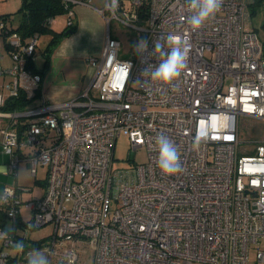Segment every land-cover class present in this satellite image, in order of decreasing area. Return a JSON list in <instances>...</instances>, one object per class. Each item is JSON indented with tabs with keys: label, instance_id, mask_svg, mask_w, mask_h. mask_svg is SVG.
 Returning a JSON list of instances; mask_svg holds the SVG:
<instances>
[{
	"label": "built area",
	"instance_id": "built-area-1",
	"mask_svg": "<svg viewBox=\"0 0 264 264\" xmlns=\"http://www.w3.org/2000/svg\"><path fill=\"white\" fill-rule=\"evenodd\" d=\"M127 1L116 0L122 16L106 7L100 13L141 31L149 51L157 38H187V66L171 85L152 82L142 73L159 61L120 57L119 40L107 32L101 53L86 58L94 70L75 98H39L25 109L0 111L8 119L0 144L9 173L16 175L21 161L33 176L38 165L46 168L42 195L23 199L29 191L23 186H5L0 194L13 224L0 238V264H27L33 249L49 264H79L84 244L92 264H264V249L249 256L250 245L264 239V140L251 155L238 152V116L264 119V41L247 26L250 0H223L215 18L195 31L186 22L188 0ZM66 13L69 25L73 7ZM6 23L0 19V34L13 64L0 67L10 77L1 87L9 97L23 91L35 99L42 77L26 63L37 58L38 36L23 40ZM21 118L27 122L20 128ZM198 132L205 139L196 149ZM160 133L180 150L182 171L175 176L157 166ZM122 134L132 154L145 148L144 163L113 167ZM46 224L53 231L45 244L28 238L27 230ZM16 242L25 245L23 254Z\"/></svg>",
	"mask_w": 264,
	"mask_h": 264
},
{
	"label": "rangeland",
	"instance_id": "rangeland-1",
	"mask_svg": "<svg viewBox=\"0 0 264 264\" xmlns=\"http://www.w3.org/2000/svg\"><path fill=\"white\" fill-rule=\"evenodd\" d=\"M124 5L128 6L129 1L124 0ZM106 5V0H103L101 7L104 8ZM252 7H250L251 11ZM249 10V6H248ZM254 12L249 15V20L247 26L254 29L259 38L264 41V5H258L254 7ZM115 11L117 15L122 16V10L118 8V4L115 6ZM107 15V30L110 32L111 36L117 38L120 42V57H129L134 55L133 45L138 39L143 38L141 31L138 29L127 26L119 20L111 17L110 12H105ZM65 16L62 14L56 15L49 22V27L55 31H60L63 29ZM49 34H41L38 37V44L36 49V64L40 67L42 62L41 52L47 46L49 40ZM94 56V54H88L87 57ZM85 58V60H86ZM84 60V61H85ZM86 62V61H85ZM90 67V66H89ZM92 68V67H90ZM94 70V69H93ZM1 82V77H0ZM238 130H239V144L238 152L241 155H251L254 153V149L257 144L264 140V119H259L255 117H250L247 115L238 116ZM6 154V153H5ZM8 157V154L4 155ZM2 158L0 153V194L2 193L5 186H23L30 187L31 190L23 192V199H29L34 195L41 192L38 180L44 177L45 167L38 165L37 174L33 176L26 161H21L19 167L16 171V176L13 174H7V159ZM9 158V157H8ZM9 160V159H8ZM146 161V150L143 147L137 148L133 154L130 147L129 139L126 135L122 134L117 137L114 144V161L113 167L125 168L130 166H135ZM21 214L23 218H28L29 212L24 208H21ZM13 228V224L10 219H8L2 212H0V234L9 233ZM20 231V230H18ZM53 231V226L51 224H46L39 228H34L27 230L28 238L33 240H42V243H46ZM1 238V237H0ZM26 246L28 249H32L30 242L26 241ZM259 247L264 249V239H260L258 244L250 245L249 256L250 259L255 258L256 248ZM92 250L88 244L81 245L78 248V263L79 264H92L91 260ZM194 264H209L203 262H195Z\"/></svg>",
	"mask_w": 264,
	"mask_h": 264
},
{
	"label": "crops",
	"instance_id": "crops-1",
	"mask_svg": "<svg viewBox=\"0 0 264 264\" xmlns=\"http://www.w3.org/2000/svg\"><path fill=\"white\" fill-rule=\"evenodd\" d=\"M102 2L103 0H90V4H76L73 6L77 30L63 38L55 47L51 56L50 67L42 79L41 94L28 107L35 105L39 98L47 103H57L73 99L86 86L93 73V68L89 67L87 62H85V58L88 54L98 56L103 48L107 32L110 34L107 30V15L106 13H100V10L103 9L101 7ZM20 5L21 0H0V16L11 14L13 20L12 22H8L11 26L16 25L17 11ZM62 15L65 16L64 23L62 24L64 29L67 26L68 18L67 13H62ZM12 64V58L6 47L5 39L0 34V67L8 68ZM0 77V95L6 100L9 96H7V91L1 85L8 81L10 77L2 74H0ZM7 121L6 117L0 116V126H4ZM0 153L2 154V158H4L6 154L2 150L1 144ZM8 157H5L7 162H9ZM26 164L28 165V163ZM6 166L5 172L11 174L8 170V163ZM45 176L46 168L44 177L38 180L41 192L37 195H42L44 192ZM27 188L29 191L31 190L30 187Z\"/></svg>",
	"mask_w": 264,
	"mask_h": 264
},
{
	"label": "clouds",
	"instance_id": "clouds-1",
	"mask_svg": "<svg viewBox=\"0 0 264 264\" xmlns=\"http://www.w3.org/2000/svg\"><path fill=\"white\" fill-rule=\"evenodd\" d=\"M223 0H188L190 15L186 17V22L193 31L199 30L211 19L215 18L217 12L221 10ZM116 0L106 3L105 7L114 10ZM187 38L181 40L173 34H169L166 39L157 38L152 43V50L149 51V41L140 38L133 45L134 53L138 57H155L159 62L156 65L148 64L143 75H148L152 82L161 85H171L177 81L187 66L188 60ZM205 139L203 132H198L194 139V148L198 149ZM158 148L157 166L165 176H175L182 171L181 153L175 142L166 134L160 133L156 137ZM7 233L0 234L6 238ZM18 253L23 254L25 245L23 242H16L14 245ZM27 264H49L48 257L39 250H31L26 256Z\"/></svg>",
	"mask_w": 264,
	"mask_h": 264
},
{
	"label": "trees",
	"instance_id": "trees-1",
	"mask_svg": "<svg viewBox=\"0 0 264 264\" xmlns=\"http://www.w3.org/2000/svg\"><path fill=\"white\" fill-rule=\"evenodd\" d=\"M74 3L71 0H21V5L17 11V22L16 25L11 26L8 22H12L13 18L11 14L0 16V19L7 22L6 25L11 31L17 32L23 40H26L31 35L36 34H49V40L47 46L41 52L42 62L39 67L36 64V60H27L26 66L34 73L41 75L42 79L47 73L50 63L51 56L55 47L59 42L74 33L77 30V21L74 17L71 18V23L67 25L61 31H55L49 27V22L58 14L66 13L68 8L73 7ZM258 5H264V0H250L249 4V15L255 10L254 7ZM250 7H252L250 11ZM145 17V15L143 16ZM264 25V24H262ZM67 29H71V32H66ZM6 47L9 48V44L6 42ZM36 55V52H35ZM41 94V85L37 88L36 96ZM33 98H27L25 92L21 91L18 96L8 97L4 104L0 106V111L9 112L14 110H22L27 108L33 101ZM27 122L26 118H21L19 127L21 128ZM3 208L0 207V212Z\"/></svg>",
	"mask_w": 264,
	"mask_h": 264
},
{
	"label": "water",
	"instance_id": "water-1",
	"mask_svg": "<svg viewBox=\"0 0 264 264\" xmlns=\"http://www.w3.org/2000/svg\"><path fill=\"white\" fill-rule=\"evenodd\" d=\"M66 32L70 33L71 32V29H67Z\"/></svg>",
	"mask_w": 264,
	"mask_h": 264
}]
</instances>
